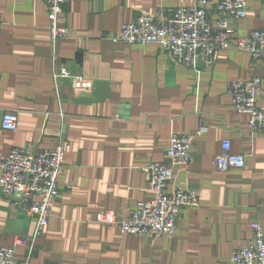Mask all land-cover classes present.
I'll list each match as a JSON object with an SVG mask.
<instances>
[{
    "label": "crops",
    "instance_id": "1",
    "mask_svg": "<svg viewBox=\"0 0 264 264\" xmlns=\"http://www.w3.org/2000/svg\"><path fill=\"white\" fill-rule=\"evenodd\" d=\"M236 36L264 30V0H247ZM194 0H77L58 24L68 37L53 42L43 0H0V160L12 148L68 146L60 196L39 236L25 208L0 194V247L15 240L17 262L30 264H233L231 256L264 230V135L235 111L227 93L232 81L258 75L264 110V66L254 70L248 53L231 47L211 70L177 64L157 44L113 42L140 14L157 15L194 6ZM65 66L92 84L76 94ZM7 112L18 114L16 132L2 129ZM201 123L206 131L198 135ZM173 133L191 137V161L174 169L169 192L196 191L199 206L182 210L173 236L123 234L96 216L127 219L138 203L154 198L144 169L167 162ZM246 158L244 168L215 169L222 143ZM2 171L0 169V178Z\"/></svg>",
    "mask_w": 264,
    "mask_h": 264
},
{
    "label": "built area",
    "instance_id": "2",
    "mask_svg": "<svg viewBox=\"0 0 264 264\" xmlns=\"http://www.w3.org/2000/svg\"><path fill=\"white\" fill-rule=\"evenodd\" d=\"M43 1L48 9L53 42L65 40L68 31L58 24V18L66 6L77 0ZM194 1L192 7L157 15L140 14L131 23L125 24L120 33L104 36L126 45L157 44L177 64L194 71L211 70L216 64L217 54L233 46L250 55L254 70L264 66V30H254L243 37L236 36L235 23L245 20L248 15L247 0ZM55 78L71 79L76 94L92 90L91 83L72 74L65 66H60ZM261 88L262 78L254 75L248 80L230 82L227 93L232 97L235 111L248 116L251 132L264 135V110L258 105ZM18 119L17 113L7 112L2 120V129L16 132ZM205 131V124L201 123L198 135ZM67 149L68 146L64 144L45 150L32 145L14 147L0 160V194L4 199L13 201L17 208H25L36 219V236L48 226L51 206L60 196L59 182ZM166 158L167 162L154 163L144 169L149 189L154 194L152 200L138 203L130 216L121 222H117L114 212L98 213L97 222L117 224L125 235L150 238L175 235L182 210L199 206L196 191L182 188L171 192L168 190L174 169L187 166L191 161L190 135L173 133ZM245 166V156L233 154L231 143L225 140L221 152L215 157V169L228 172ZM252 231L253 242L233 252V264H264V230L260 224L254 223ZM25 244L24 240L17 239L11 247H0V264H30L28 260L17 262L15 259L18 248Z\"/></svg>",
    "mask_w": 264,
    "mask_h": 264
}]
</instances>
